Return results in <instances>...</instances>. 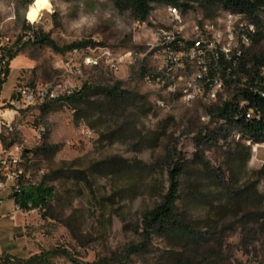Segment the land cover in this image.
Listing matches in <instances>:
<instances>
[{
    "label": "rangeland",
    "instance_id": "obj_1",
    "mask_svg": "<svg viewBox=\"0 0 264 264\" xmlns=\"http://www.w3.org/2000/svg\"><path fill=\"white\" fill-rule=\"evenodd\" d=\"M51 2L31 21L26 13L32 4L0 0V55L33 30L50 33L60 45H94L61 54L28 43L10 62L1 101L23 86L49 87L56 98L86 88L88 98L82 104L52 98L22 113L18 136L34 153L29 173L35 182L48 176L54 198L45 208L15 214L13 200L0 204V256L28 258L59 248L80 261L117 263L130 245L142 242L143 214L168 190L169 170L179 163L186 171L177 205L186 230L153 234L129 264H264V144H251L235 126L210 116L208 108L227 90L217 102L187 104L154 85L161 55L153 31L169 23L168 6L154 4L141 22L109 0ZM218 9L194 3L182 10L183 23L212 20ZM260 19L263 37L248 47L251 52L264 51V7ZM108 90L119 97L109 101ZM44 143L61 148L50 157L37 155ZM50 261L75 264L62 254Z\"/></svg>",
    "mask_w": 264,
    "mask_h": 264
},
{
    "label": "trees",
    "instance_id": "obj_2",
    "mask_svg": "<svg viewBox=\"0 0 264 264\" xmlns=\"http://www.w3.org/2000/svg\"><path fill=\"white\" fill-rule=\"evenodd\" d=\"M36 0H21L25 6L31 5ZM114 8L119 12L129 11L132 16L145 22L154 9V4L162 3L167 6H174L183 11H187L194 3H207L217 5L218 8L229 10L235 13L246 15L257 25V34L252 45H257L262 40V20L260 19L261 9L264 7V0H109ZM27 22V21H26ZM28 28H33L27 22ZM23 37H18L11 46H4L0 55V97L3 86L7 81L10 72V62L16 58L27 46L28 43L39 46H48L57 53L64 54L69 51L82 50L94 42L75 41L70 44L60 45L52 38L50 33L33 30V34L25 41ZM248 48L242 55L237 66L232 63L222 64V71L213 70L211 76L221 72L228 96L224 100L208 108L210 116L217 121H224L238 129L242 139L250 141L251 144H264V51L251 52ZM230 67L229 72L226 69ZM145 72L144 68L142 69ZM88 90L86 88L74 91L68 95H62L56 99L65 100L67 103H80L87 101ZM108 100L113 102L119 97L117 91L108 90ZM49 103L42 105V109L48 108ZM250 114V116H248ZM46 138V135H45ZM61 148L60 144L44 143L35 149L37 155L53 156ZM30 157L33 160V151ZM31 168V164H30ZM29 168V169H30ZM186 171L185 167L176 163L169 170V188L160 196V200L154 206L144 212L142 219V237L139 244L130 245L124 253L116 257L117 263L129 264L131 256L139 254L150 242L153 234L168 235L184 232L186 229L181 220L177 201L180 198V178ZM48 177V176H47ZM39 182L30 181L22 183L21 191L15 193V203L22 210H33L45 208L54 198V187L46 184V178ZM62 254L71 259L75 264H111L106 258H100L92 262H84L74 258L66 249H53L36 253L28 258L14 257L6 254L0 256L5 264H51V257ZM181 264H197L192 259L182 260Z\"/></svg>",
    "mask_w": 264,
    "mask_h": 264
},
{
    "label": "built area",
    "instance_id": "obj_3",
    "mask_svg": "<svg viewBox=\"0 0 264 264\" xmlns=\"http://www.w3.org/2000/svg\"><path fill=\"white\" fill-rule=\"evenodd\" d=\"M168 10L169 23L153 31L154 48L161 55L152 75L154 85L178 93L187 104L199 99L217 102L226 88L221 72L211 76V71H222L223 63L237 66L258 32L257 25L243 20L244 14L222 8L214 19L201 16L189 25L183 23L180 8L168 6ZM52 98H56L53 89L29 86L15 88L4 101L0 97V204L13 200L14 214L22 210L15 203V193L21 191L23 182L33 181L29 173L32 153L18 136V121L22 113ZM4 191L9 194L2 196Z\"/></svg>",
    "mask_w": 264,
    "mask_h": 264
},
{
    "label": "bare ground",
    "instance_id": "obj_4",
    "mask_svg": "<svg viewBox=\"0 0 264 264\" xmlns=\"http://www.w3.org/2000/svg\"><path fill=\"white\" fill-rule=\"evenodd\" d=\"M38 3L42 4L43 6L37 7ZM52 8V2L51 0H36L35 2L32 3L28 13L27 17L31 21H36L40 18L41 16V11L44 9H51ZM35 12L34 16H31L30 18V13Z\"/></svg>",
    "mask_w": 264,
    "mask_h": 264
},
{
    "label": "clouds",
    "instance_id": "obj_5",
    "mask_svg": "<svg viewBox=\"0 0 264 264\" xmlns=\"http://www.w3.org/2000/svg\"><path fill=\"white\" fill-rule=\"evenodd\" d=\"M40 6H43V5L38 3L37 7H40ZM34 15H35V12L30 13V18H31V16H34Z\"/></svg>",
    "mask_w": 264,
    "mask_h": 264
},
{
    "label": "water",
    "instance_id": "obj_6",
    "mask_svg": "<svg viewBox=\"0 0 264 264\" xmlns=\"http://www.w3.org/2000/svg\"><path fill=\"white\" fill-rule=\"evenodd\" d=\"M31 7V6H30ZM29 11V10H28ZM28 11H27V13H28ZM27 13H26V18L28 19V17H27ZM18 99H20V93H18Z\"/></svg>",
    "mask_w": 264,
    "mask_h": 264
}]
</instances>
